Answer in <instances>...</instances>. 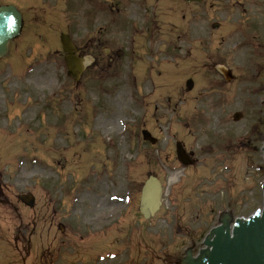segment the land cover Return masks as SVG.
<instances>
[{
  "label": "rangeland",
  "instance_id": "374dc122",
  "mask_svg": "<svg viewBox=\"0 0 264 264\" xmlns=\"http://www.w3.org/2000/svg\"><path fill=\"white\" fill-rule=\"evenodd\" d=\"M2 1L19 4L24 23L0 59V180L7 202L24 190L38 205L60 197L67 245L52 264H175L191 238L198 245L215 225L261 210L264 0H179L175 23L191 42L177 55L145 45L142 52L155 56L137 48L103 57L78 81L67 75L59 43L61 31L85 24L76 0ZM172 3L159 0L158 12ZM217 64L234 78L226 82ZM110 121L114 128L103 129ZM143 128L154 145L141 139ZM176 141L193 152L191 166L177 160ZM150 173L166 192L144 219L138 198ZM10 214L0 218L1 253L21 247L12 239L19 220ZM44 223L30 237L32 258L45 247Z\"/></svg>",
  "mask_w": 264,
  "mask_h": 264
},
{
  "label": "flooded vegetation",
  "instance_id": "af4514ba",
  "mask_svg": "<svg viewBox=\"0 0 264 264\" xmlns=\"http://www.w3.org/2000/svg\"><path fill=\"white\" fill-rule=\"evenodd\" d=\"M89 8L90 24L81 25L75 33L77 54L90 56L91 63L124 55L126 45H161L179 47L180 33L174 23L161 25L156 4L147 8V0H80ZM143 1H145L143 3ZM157 1V0H154ZM170 11V18L173 14ZM108 66L111 64L110 61ZM14 202H0V218L11 212L10 216L19 220L13 240L20 248L10 252H0V264H52L59 262L62 249H66V232L63 226L64 210L59 202L45 200L41 205L18 206ZM7 203V205H6ZM17 205V206H16ZM5 206V207H4ZM24 207V208H23ZM23 208V209H21ZM6 209V211H5ZM21 210V212H20ZM9 216V214H8ZM30 219V220H29ZM24 220L27 222L24 224ZM44 223L45 247L42 254L32 256L31 238L36 222ZM30 222V223H29ZM31 230H29V226ZM1 230V226H0ZM28 230V232H27ZM196 245V244H195ZM194 245V247H196ZM194 247L191 250H194ZM190 250V251H191ZM59 258L57 261L55 258ZM32 258V259H30Z\"/></svg>",
  "mask_w": 264,
  "mask_h": 264
},
{
  "label": "water",
  "instance_id": "95a60500",
  "mask_svg": "<svg viewBox=\"0 0 264 264\" xmlns=\"http://www.w3.org/2000/svg\"><path fill=\"white\" fill-rule=\"evenodd\" d=\"M20 25L21 16L18 10L10 5L0 6V56L6 53L8 41L18 34ZM60 39L66 53L64 60L68 74L77 79L82 71L81 60L74 55L75 47L68 35L61 34ZM218 69L227 80L231 78L227 69L221 66ZM186 83L187 87L191 88L192 81L189 79ZM239 117L240 113L234 114V119ZM142 134L143 139L155 142L146 130H143ZM177 153L184 164L189 162L179 147ZM156 179L150 175L141 187L139 210L144 217L152 215L160 204L162 188ZM208 243L210 249L205 264H264V206L261 214L249 217L246 221L236 220L231 233L228 230L224 231L222 227L215 228V236Z\"/></svg>",
  "mask_w": 264,
  "mask_h": 264
},
{
  "label": "bare ground",
  "instance_id": "6f19581e",
  "mask_svg": "<svg viewBox=\"0 0 264 264\" xmlns=\"http://www.w3.org/2000/svg\"><path fill=\"white\" fill-rule=\"evenodd\" d=\"M101 126L103 127V129H112V128H114V124H113L112 121L107 122V123H103Z\"/></svg>",
  "mask_w": 264,
  "mask_h": 264
}]
</instances>
